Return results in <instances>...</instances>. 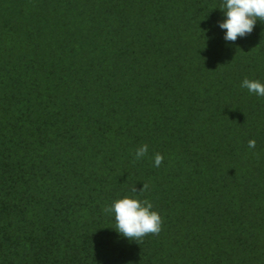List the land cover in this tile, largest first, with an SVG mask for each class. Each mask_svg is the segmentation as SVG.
<instances>
[{
  "label": "trees",
  "instance_id": "1",
  "mask_svg": "<svg viewBox=\"0 0 264 264\" xmlns=\"http://www.w3.org/2000/svg\"><path fill=\"white\" fill-rule=\"evenodd\" d=\"M221 3L0 0V264H264V21L226 42Z\"/></svg>",
  "mask_w": 264,
  "mask_h": 264
},
{
  "label": "clouds",
  "instance_id": "2",
  "mask_svg": "<svg viewBox=\"0 0 264 264\" xmlns=\"http://www.w3.org/2000/svg\"><path fill=\"white\" fill-rule=\"evenodd\" d=\"M220 10L223 19L217 21L216 27L223 32V40L235 42L251 34L257 21H264V0H222ZM240 87L258 98L264 97V83L259 80L244 78ZM248 147H255V140L248 141ZM148 152V145L141 144L136 148L134 158L139 160ZM163 157L156 153L153 166L159 167ZM143 187H147L144 185ZM135 191V189H133ZM153 205L146 200L123 197L114 200L105 211L112 216L116 231L124 238L138 240L145 235L157 234L161 228V217L152 210Z\"/></svg>",
  "mask_w": 264,
  "mask_h": 264
}]
</instances>
